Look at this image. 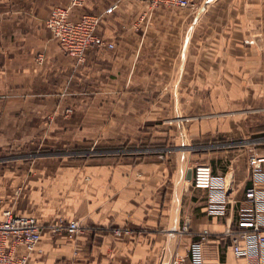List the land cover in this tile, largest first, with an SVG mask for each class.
<instances>
[{
  "label": "crops",
  "instance_id": "crops-1",
  "mask_svg": "<svg viewBox=\"0 0 264 264\" xmlns=\"http://www.w3.org/2000/svg\"><path fill=\"white\" fill-rule=\"evenodd\" d=\"M66 2L0 0V209L44 225L29 264H167L204 229L203 264H247L223 232L250 206L249 149L264 155V0H85L72 19L117 3L96 25L114 46L77 66L44 24ZM196 163L222 177L224 215ZM56 215L74 241L45 227Z\"/></svg>",
  "mask_w": 264,
  "mask_h": 264
},
{
  "label": "built area",
  "instance_id": "built-area-1",
  "mask_svg": "<svg viewBox=\"0 0 264 264\" xmlns=\"http://www.w3.org/2000/svg\"><path fill=\"white\" fill-rule=\"evenodd\" d=\"M85 0H67L65 4L51 8L44 20L45 26L61 49L77 62H83L89 47L113 48L112 41L96 33V25L103 13L111 12L116 6L112 2L102 13H83L76 19L71 18L75 7ZM196 0H151L153 6L167 5L176 7L195 6ZM247 165L252 184L245 187L244 199L248 208L239 210L234 223L228 224L223 234L227 236L232 252L246 259L247 264H264V189L257 183L264 182V155L255 147L249 149ZM192 184L206 189L205 212L209 215H224L229 197L222 177L214 175L208 164L196 163L192 166ZM43 226L31 215L14 213L10 208L0 209V264H29V254L37 249ZM45 227L52 235L62 236L74 241L81 233L77 220L61 218L49 221ZM115 234L130 232L129 228H114ZM206 229L192 241L184 254L175 251L167 264H203L202 245L208 238Z\"/></svg>",
  "mask_w": 264,
  "mask_h": 264
},
{
  "label": "rangeland",
  "instance_id": "rangeland-1",
  "mask_svg": "<svg viewBox=\"0 0 264 264\" xmlns=\"http://www.w3.org/2000/svg\"><path fill=\"white\" fill-rule=\"evenodd\" d=\"M199 0H196V3H195V6H196V4H197V2H198ZM194 6V7H195ZM97 33V32H96ZM98 34V33H97ZM98 35H100V34H98ZM102 36V35H101ZM102 37H104V36H102ZM104 38H106V37H104ZM107 39V38H106ZM90 48V47H89ZM74 59V58H73ZM36 60H37V62L38 63H41L42 62V60H43V55L42 54H39V55H37L36 56ZM80 63H82V62H77L75 59H74V65H79ZM65 84H67V82L65 83ZM64 86H66V85H64ZM63 90L64 91H66V88L64 87L63 88ZM72 110H73V108H72V106L71 105H67L66 107H65V109H63L62 111H61V115H63V116H65V117H69L70 115H71V113H72ZM53 120V115H48L47 117H46V124H48L50 121H52ZM45 133H46V131L45 130H41V132H40V136L41 135H45ZM50 133V132H49ZM34 136H38V135H34ZM23 152V151H22ZM90 152L91 151H88L87 153H84L85 155H89L90 154ZM58 218H61V219H64L62 216H60V215H56V216H54V217H52L51 219H49L47 222H49V221H55L56 219H58ZM70 219H75V218H70ZM64 220H68V219H64ZM75 220H77V219H75ZM78 221V220H77ZM78 223H79V221H78ZM79 225H80V227H81V224L79 223ZM81 230H82V228H81Z\"/></svg>",
  "mask_w": 264,
  "mask_h": 264
},
{
  "label": "bare ground",
  "instance_id": "bare-ground-1",
  "mask_svg": "<svg viewBox=\"0 0 264 264\" xmlns=\"http://www.w3.org/2000/svg\"><path fill=\"white\" fill-rule=\"evenodd\" d=\"M105 14V13H104Z\"/></svg>",
  "mask_w": 264,
  "mask_h": 264
}]
</instances>
